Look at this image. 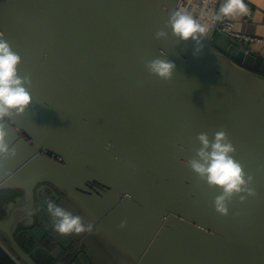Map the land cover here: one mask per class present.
Returning a JSON list of instances; mask_svg holds the SVG:
<instances>
[{"label": "water", "instance_id": "obj_1", "mask_svg": "<svg viewBox=\"0 0 264 264\" xmlns=\"http://www.w3.org/2000/svg\"><path fill=\"white\" fill-rule=\"evenodd\" d=\"M178 1L0 0V33L31 80L29 105L0 119V190L21 192L0 240L20 263L94 264L72 234L36 223L48 188L114 264H264L263 57L215 26L175 36ZM156 59L175 64L170 79L150 73ZM219 131L255 193L234 194L226 215L223 190L190 164L198 135Z\"/></svg>", "mask_w": 264, "mask_h": 264}, {"label": "clouds", "instance_id": "obj_2", "mask_svg": "<svg viewBox=\"0 0 264 264\" xmlns=\"http://www.w3.org/2000/svg\"><path fill=\"white\" fill-rule=\"evenodd\" d=\"M247 13L248 7L244 0H225L219 9V14L214 19L233 18ZM169 23L173 34L182 40H188L190 37L197 39V33L206 32L204 26L182 9L172 14ZM161 35L163 33H157V36ZM2 36L3 33H0V119L9 115L13 109L22 113L31 102L29 92L22 86L25 82L30 84L31 80L27 76L21 78L17 74V65L20 64L21 57L11 50L9 43ZM147 67L150 73L168 80L172 76L175 64L156 59L151 61ZM4 136L3 126L0 125V154H6L9 151L4 142ZM197 139L202 144L197 153L200 159L191 161V167L202 179L206 178L209 186H219L223 190V194L215 200V209L217 212L226 215L228 211L226 201L230 200L234 194L245 191L249 195L255 194L248 187L252 177L249 176L246 180L242 166L230 155L235 149L228 141L226 132H217L211 142L206 133L199 134ZM47 209L55 218L54 230L61 235L90 232L93 228L92 224H85L81 216L73 215L51 201L48 202ZM123 226L122 223L121 227Z\"/></svg>", "mask_w": 264, "mask_h": 264}, {"label": "crops", "instance_id": "obj_3", "mask_svg": "<svg viewBox=\"0 0 264 264\" xmlns=\"http://www.w3.org/2000/svg\"><path fill=\"white\" fill-rule=\"evenodd\" d=\"M244 3L248 7V13L246 15H237L233 18H230L233 23V29L250 36L264 38V0H244ZM222 5L223 3L216 4L215 13L219 11ZM240 42L247 45L248 48L263 57V61L256 62L252 65V69L255 72L260 73V68H264V43L260 41H250L247 39H242L240 40ZM86 232L87 231L83 232L82 234L74 233V236L78 238V236L81 235L82 238L86 235ZM86 238L87 239H84L83 241V244L85 245L83 246L82 244V246L84 247V249H87L94 264H114L112 259L100 250L99 244L93 238H91L90 236H87ZM91 246H94L96 248L98 247L100 252L98 253L97 251V253L95 254L92 252L91 254Z\"/></svg>", "mask_w": 264, "mask_h": 264}, {"label": "built area", "instance_id": "obj_4", "mask_svg": "<svg viewBox=\"0 0 264 264\" xmlns=\"http://www.w3.org/2000/svg\"><path fill=\"white\" fill-rule=\"evenodd\" d=\"M224 2L225 0H179L178 6L180 10L182 9L186 13L191 14L193 18L196 19L206 29L210 26H215L218 31H221L231 39L238 41L247 39L250 41H260L264 43L263 37L250 36L245 33L235 31L230 18H221L219 20L214 19V17L219 14V11L215 13L216 4ZM0 248L15 264H22L8 251L1 240Z\"/></svg>", "mask_w": 264, "mask_h": 264}, {"label": "flooded vegetation", "instance_id": "obj_5", "mask_svg": "<svg viewBox=\"0 0 264 264\" xmlns=\"http://www.w3.org/2000/svg\"><path fill=\"white\" fill-rule=\"evenodd\" d=\"M41 193V199L45 200L47 203L49 201H51L52 203L54 202L55 205H57L58 207H61L62 209L68 211V212H76L77 209L75 207L74 204H72V202L67 199L63 194H59L58 197L55 199V197L52 196L51 194V190H49L48 188H45L44 190L42 189L40 191ZM59 193V192H58ZM21 192L18 190H10V189H3L0 190V217L5 215V210H4V206L6 205V203L10 200H14L16 196L20 195ZM36 198V197H35ZM42 206H44L42 203L40 204L39 202L37 203L36 207L34 208V210L32 211V216L35 218L36 223L38 220H40L41 224V228H42V232L44 231L45 234L50 233L53 234L54 236H58L59 239L64 240L65 241V237L60 235L59 233H57L54 230V220L52 218V215L48 212V209L43 208ZM40 217V218H39ZM41 233H39L38 235H40ZM82 234V233H81ZM74 240L77 242H81V247L84 248L83 246L85 244H83L84 239H87V236H83L81 238V235L77 237L74 236V233L72 234ZM61 237V238H60ZM80 238V239H79ZM83 244V246H82ZM56 244H52V248H56L57 246H55ZM100 252L99 248L91 246L90 248V253L92 254V252L95 253ZM50 264H54V263H50Z\"/></svg>", "mask_w": 264, "mask_h": 264}, {"label": "trees", "instance_id": "obj_6", "mask_svg": "<svg viewBox=\"0 0 264 264\" xmlns=\"http://www.w3.org/2000/svg\"><path fill=\"white\" fill-rule=\"evenodd\" d=\"M0 258H2L6 264H14L13 261L4 253V251L0 248Z\"/></svg>", "mask_w": 264, "mask_h": 264}]
</instances>
